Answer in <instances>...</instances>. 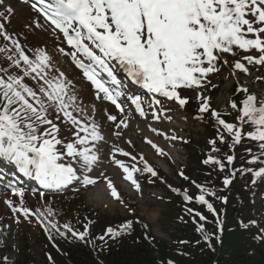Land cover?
Segmentation results:
<instances>
[{
  "label": "snow or ice",
  "instance_id": "obj_1",
  "mask_svg": "<svg viewBox=\"0 0 264 264\" xmlns=\"http://www.w3.org/2000/svg\"><path fill=\"white\" fill-rule=\"evenodd\" d=\"M30 5L37 16L28 30L45 32L55 41L49 50L43 45L26 44L27 35L8 30L14 9L0 0V163H6L23 176L36 180L43 189L60 192L71 188L77 194L103 183L112 201L125 206L116 183L106 170L102 149L109 145L107 165L118 170L122 180L130 182L142 195L139 176L147 182L163 181L158 171L143 154L133 155L120 146L133 114L149 121L147 128L154 135L171 142L188 144L175 131L153 126L172 123L166 108L171 103L184 109L190 99L182 93L191 90L198 102V120L205 114L213 121L214 138L208 141L210 154L202 164L223 173L219 192L234 189L238 177H247V192L264 185V92L251 91L240 77L253 78L264 84V0H21ZM23 35V39L21 38ZM67 65V67H65ZM74 68L79 80L68 72ZM227 69V77L235 83L234 96L227 110L212 106L209 86ZM121 74L124 79H121ZM80 81L94 92L95 101L108 102L116 114L105 109L106 120L113 127L112 140L106 138L96 120V104H86L80 96ZM126 81V82H125ZM143 89L148 99L137 94ZM227 117H231L229 120ZM64 133H67L65 135ZM148 144L159 155L166 152L152 139ZM243 151V163L237 166V152ZM211 153H216L213 155ZM124 158V159H121ZM131 161V163H127ZM212 171L208 173L209 177ZM178 175L198 190L190 195L169 185L186 205L199 204L216 218L217 232L207 233L204 224L197 225L210 253L216 251L213 241L222 244L224 226L221 213L210 198L229 204L227 194H218L207 184L190 180L184 171ZM40 192V196H44ZM4 204L13 214V222L38 223L53 241L52 230L64 239L88 242V226L76 231L65 224L63 230L46 217L54 213L24 207V190L12 187ZM241 201L244 210L255 205L247 193ZM108 207L107 202L103 204ZM188 214L207 221L202 211L187 207ZM135 212V210H133ZM136 217L118 228L109 227L101 242L131 234ZM147 229V225H144ZM238 227L252 234L264 245V216L242 217ZM253 229L255 231H253ZM11 225H0V233H8ZM6 236H0L3 246ZM145 239H154L145 233ZM197 241L196 243H199ZM180 243H188L181 241ZM56 250L59 247L53 243ZM101 250H103L101 248ZM19 251V249H15ZM49 264L54 258L47 255ZM0 264H16L4 256ZM174 264V261H168Z\"/></svg>",
  "mask_w": 264,
  "mask_h": 264
},
{
  "label": "trees",
  "instance_id": "obj_2",
  "mask_svg": "<svg viewBox=\"0 0 264 264\" xmlns=\"http://www.w3.org/2000/svg\"><path fill=\"white\" fill-rule=\"evenodd\" d=\"M193 152V148L191 149ZM190 153V155L192 154ZM213 155H217L212 153ZM246 154L243 151L237 152V166H241ZM193 162L198 165V169H189L188 176L191 177L196 173L201 179L200 182H206L213 186L221 187V181L223 179V173H217L212 171L209 167L202 164V160L205 158L199 154L193 152ZM212 171L211 177L208 173ZM247 177H238L237 181H234L235 187L229 192V204L225 207L226 223L224 229V235L222 238L223 243L219 246L214 240L216 251L210 253L207 245L203 239H199L196 234L197 221L194 223L191 219V215H185L186 219L182 215V202L179 196L173 197L170 201L173 203L174 214L183 218V222L180 225L181 230L172 238L171 244L166 242H160L156 239H145V233L152 237L149 230L145 228V224L137 226L133 225V231L131 234L122 236L118 241L109 242L108 244L99 245L96 250H92L90 247L81 244L75 240H68L65 243H61V251L57 253L47 243L46 246L49 252L54 258L55 264H168V261H174V264H264V245H261L258 241L253 240L252 234L238 227V220L242 217H252L251 206L248 210L242 211L244 204L241 203L244 196L242 193H259L263 190L264 185L256 187L253 192L248 193L245 185ZM190 183L185 182L179 190H186ZM175 194V193H173ZM248 201H250L247 198ZM169 217V216H168ZM211 219L210 216L207 215ZM126 220H118L115 223H97L94 237L102 234L104 228L108 225H113L118 228L124 224ZM192 222V223H191ZM209 234L217 232V229L211 227ZM253 231H255L253 229ZM181 241H187L188 243H180ZM200 241L199 243H196ZM101 244V242H99ZM26 254L24 256V262L22 264H35V261L30 257V252L26 241ZM101 248L103 250H101ZM0 255V260H2ZM39 264H49L45 253L42 254L41 262Z\"/></svg>",
  "mask_w": 264,
  "mask_h": 264
},
{
  "label": "rangeland",
  "instance_id": "obj_3",
  "mask_svg": "<svg viewBox=\"0 0 264 264\" xmlns=\"http://www.w3.org/2000/svg\"><path fill=\"white\" fill-rule=\"evenodd\" d=\"M7 5H11L14 9V15L11 18V24L9 25V29L13 33H24V31L28 30V25L31 24L30 20L34 21L35 14L32 11H28L26 8L22 7V5L17 2L16 0H6ZM0 10H3V8H0ZM21 11V12H19ZM30 33V31H29ZM24 35V34H23ZM22 35V37H23ZM50 37L46 35V33H42L38 35L37 37L30 36V40L32 42L27 43L30 45H41L47 43V45L51 46V41L49 40ZM227 74H221L219 76V79H215L216 83L219 85L221 81H224L225 84L222 85L217 91V94L214 96V103L216 107H219L220 109L223 108L226 100V90L228 92H231L232 87V81L230 82L226 78ZM221 77V79H220ZM249 86V79L244 80ZM253 90H257L255 85H252ZM258 89H260L258 87ZM225 98V100H224ZM185 115L182 114L179 116V124L177 125L178 132L180 136L189 138L192 140L191 144L189 146L184 147L183 143L180 145H176L175 148L172 149V154L174 156V164L166 161L161 160L160 158H157L156 155L150 151V149L143 145L141 143V139L139 138L140 132L135 131L138 128H133L128 132L127 137L133 141V145H135L137 152L144 153L147 157H149V160L151 163H159L161 166L163 172L167 176L168 180L172 183L178 184L177 174L176 171L179 169H182L181 167H188L193 166L194 170H197L196 163L193 162V152L190 149L197 150V145H199L198 142L201 143V145L205 146L204 148L208 147L207 139L209 138L208 135H204L205 129L204 125L197 124L191 117H187V121L183 118ZM181 129H184V133L181 132ZM194 141V143H193ZM203 148V147H202ZM201 148V149H202ZM192 154L190 155V153ZM190 156V158H189ZM159 159V160H157ZM191 164V165H189ZM180 167V168H179ZM111 173V171H109ZM195 178V177H193ZM164 188L161 184L158 185L156 188L157 190L155 192L146 191L149 194H144L142 198L135 197L136 202L138 203L135 205L136 210L139 212V216L142 220H146L153 232V235L157 237L158 239L170 243L172 241V236L174 237L176 233L179 231V227L172 222L167 215L171 212L170 206L166 203L165 200L158 201L156 198L158 197H169L170 195L166 194L164 191ZM102 192V193H101ZM84 194V197L86 198L87 203L91 206V208L100 211L101 213L111 215L110 218H103V221H106L107 223H115L117 220L122 218H129L130 216H127L128 210L127 208L121 207L119 204H110L109 200L106 195V192L104 189L97 188L94 190H88ZM100 195V197L98 196ZM102 195V196H101ZM155 195V198L153 197ZM97 198V199H96ZM101 198L102 201L99 199ZM5 199H13L16 200L17 198H11V197H5L0 198V219L3 221L4 226L11 225V230L5 240L4 243V249L1 253V256H7L9 260H15L16 264H22L24 262V256L26 254V248L22 240L24 237L28 238L27 246L30 250V257L35 261V264L40 263L41 259V250L37 248L38 240L35 237L36 231L30 227L27 226L28 223L22 224L17 226L13 220L12 216L13 214H10V210L7 209L6 205L4 204ZM35 202L34 200H30V203L33 204ZM107 202L108 207L105 208L103 204ZM76 208L81 209L84 208L83 205L78 206L76 204ZM19 249V251H15V249Z\"/></svg>",
  "mask_w": 264,
  "mask_h": 264
},
{
  "label": "bare ground",
  "instance_id": "obj_4",
  "mask_svg": "<svg viewBox=\"0 0 264 264\" xmlns=\"http://www.w3.org/2000/svg\"><path fill=\"white\" fill-rule=\"evenodd\" d=\"M102 193V192H101ZM102 196V195H101Z\"/></svg>",
  "mask_w": 264,
  "mask_h": 264
}]
</instances>
